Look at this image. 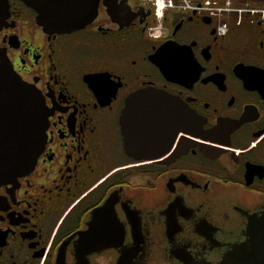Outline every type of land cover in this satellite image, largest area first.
Masks as SVG:
<instances>
[{
    "label": "flooded vegetation",
    "instance_id": "flooded-vegetation-1",
    "mask_svg": "<svg viewBox=\"0 0 264 264\" xmlns=\"http://www.w3.org/2000/svg\"><path fill=\"white\" fill-rule=\"evenodd\" d=\"M121 5L118 20L100 3L85 29L59 35L8 0L0 62L43 99L47 126L32 170L0 184V264H57L62 251L77 264L83 240L87 264L247 253L249 219L264 215V0H196L161 17ZM143 90L178 106L154 161L125 154L119 125Z\"/></svg>",
    "mask_w": 264,
    "mask_h": 264
},
{
    "label": "water",
    "instance_id": "water-1",
    "mask_svg": "<svg viewBox=\"0 0 264 264\" xmlns=\"http://www.w3.org/2000/svg\"><path fill=\"white\" fill-rule=\"evenodd\" d=\"M20 1L36 14L35 22L44 33L65 35L90 25L97 17L100 3L112 20H118L121 4L126 0ZM7 13L8 0H0V26ZM158 68L166 74L164 66L158 65ZM177 108L166 94L155 90H143L129 97L119 122L125 154L152 161L162 158L169 150V136L174 134L168 121ZM46 126L47 117L40 96L15 75L7 62L1 61L0 184L16 181L32 170L44 146ZM79 247L83 253L77 257V264H87L83 257L95 246L83 240ZM241 248L237 252L240 255H228L220 264H264V215L262 219L255 216L249 219L247 253L244 246ZM57 264H65L64 251Z\"/></svg>",
    "mask_w": 264,
    "mask_h": 264
},
{
    "label": "built area",
    "instance_id": "built-area-1",
    "mask_svg": "<svg viewBox=\"0 0 264 264\" xmlns=\"http://www.w3.org/2000/svg\"><path fill=\"white\" fill-rule=\"evenodd\" d=\"M141 4H150L157 16H161L164 10L174 9L175 5L181 6L183 9L189 7L196 0H161L163 7H159L157 0H136ZM225 33V27L219 26L218 34L223 35ZM156 36L160 38V32L156 33Z\"/></svg>",
    "mask_w": 264,
    "mask_h": 264
},
{
    "label": "snow or ice",
    "instance_id": "snow-or-ice-1",
    "mask_svg": "<svg viewBox=\"0 0 264 264\" xmlns=\"http://www.w3.org/2000/svg\"><path fill=\"white\" fill-rule=\"evenodd\" d=\"M157 3H158V5H159V7H163V4H162V2H161V0H157ZM100 87L101 88H105V87H107L106 85H100ZM42 100V103H43V105H44V101H43V99H41ZM42 131H44V130H42ZM180 135L182 136L183 135V132L181 131L180 132Z\"/></svg>",
    "mask_w": 264,
    "mask_h": 264
},
{
    "label": "rangeland",
    "instance_id": "rangeland-1",
    "mask_svg": "<svg viewBox=\"0 0 264 264\" xmlns=\"http://www.w3.org/2000/svg\"><path fill=\"white\" fill-rule=\"evenodd\" d=\"M154 264H162V263H160V262H157V263H154Z\"/></svg>",
    "mask_w": 264,
    "mask_h": 264
}]
</instances>
